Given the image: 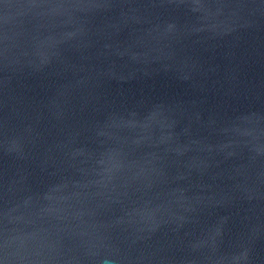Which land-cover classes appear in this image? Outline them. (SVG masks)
Wrapping results in <instances>:
<instances>
[{
    "label": "water",
    "instance_id": "1",
    "mask_svg": "<svg viewBox=\"0 0 264 264\" xmlns=\"http://www.w3.org/2000/svg\"><path fill=\"white\" fill-rule=\"evenodd\" d=\"M0 264H264V0H0Z\"/></svg>",
    "mask_w": 264,
    "mask_h": 264
}]
</instances>
